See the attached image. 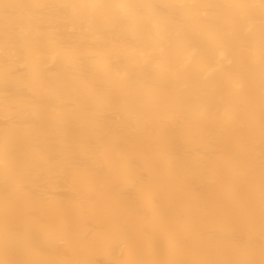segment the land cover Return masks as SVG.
Segmentation results:
<instances>
[{
  "label": "bare ground",
  "instance_id": "1",
  "mask_svg": "<svg viewBox=\"0 0 264 264\" xmlns=\"http://www.w3.org/2000/svg\"><path fill=\"white\" fill-rule=\"evenodd\" d=\"M0 264H264V0H0Z\"/></svg>",
  "mask_w": 264,
  "mask_h": 264
}]
</instances>
